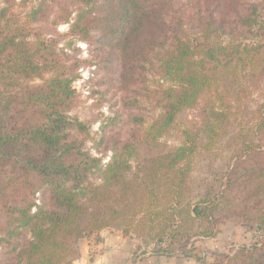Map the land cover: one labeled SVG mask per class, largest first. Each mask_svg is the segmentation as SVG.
Here are the masks:
<instances>
[{"label":"trees","instance_id":"trees-1","mask_svg":"<svg viewBox=\"0 0 264 264\" xmlns=\"http://www.w3.org/2000/svg\"><path fill=\"white\" fill-rule=\"evenodd\" d=\"M20 3L0 1V264H72L103 228L196 257L190 239L232 218L258 239L209 264H264V0ZM75 41L125 81L157 82L159 113L93 136L71 115Z\"/></svg>","mask_w":264,"mask_h":264},{"label":"rangeland","instance_id":"rangeland-1","mask_svg":"<svg viewBox=\"0 0 264 264\" xmlns=\"http://www.w3.org/2000/svg\"><path fill=\"white\" fill-rule=\"evenodd\" d=\"M17 1L18 4L15 7V11L23 15L29 10L30 4L24 5L20 3L21 0ZM45 27L48 29L46 32L50 35L51 33H56L53 26L48 25L47 27L46 25ZM67 31L68 26L66 24L58 26V33L64 34ZM69 38L62 37L59 48L63 47L69 41ZM66 52L69 56L82 61V66L77 70L79 76L74 82L77 93L71 115L88 123L93 136L99 138L106 132L104 135L115 138L127 137V133H130L129 130L134 127V123H132L133 117L143 115L145 119H148L159 113L157 104L159 85H157V82L149 81L143 84L130 80L128 82L125 81L121 75V68L118 63H115L111 70L104 68V63H99L101 56H99L98 51L93 46H88L82 41H75L74 44L66 49ZM149 79H151L150 76ZM133 83L136 84L132 87ZM263 94L264 84L259 93L254 95L253 99L260 100L264 97ZM255 105L251 103L252 108ZM197 115V110H189L184 113L182 121L191 120ZM178 139L179 131L174 129L168 136V140L175 142ZM92 146L93 143L91 141L86 143V147L92 153H95L96 151L91 148ZM108 159L109 157H106L105 161ZM3 204L4 200L0 196V208L3 207ZM131 234L141 237L145 244H153L156 248L170 251L167 250L168 241L166 240L163 242H151L150 239L145 236H139L136 232ZM87 237L89 236L83 237L80 240V244ZM257 239L258 235L256 233L244 228L242 220L223 219L218 223L215 235H203L190 239L191 246L188 251H192L200 259L198 264H209L216 259H225V256H232L241 247H249ZM79 247L76 251L79 250Z\"/></svg>","mask_w":264,"mask_h":264},{"label":"crops","instance_id":"crops-1","mask_svg":"<svg viewBox=\"0 0 264 264\" xmlns=\"http://www.w3.org/2000/svg\"><path fill=\"white\" fill-rule=\"evenodd\" d=\"M72 264H198L195 257L169 254L141 237L103 228L84 238Z\"/></svg>","mask_w":264,"mask_h":264}]
</instances>
